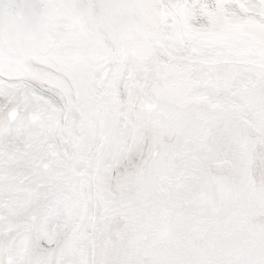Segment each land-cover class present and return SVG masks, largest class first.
Masks as SVG:
<instances>
[{
    "label": "snow or ice",
    "instance_id": "6c2138e0",
    "mask_svg": "<svg viewBox=\"0 0 264 264\" xmlns=\"http://www.w3.org/2000/svg\"><path fill=\"white\" fill-rule=\"evenodd\" d=\"M65 8L144 34L0 66V264H264V0Z\"/></svg>",
    "mask_w": 264,
    "mask_h": 264
},
{
    "label": "rangeland",
    "instance_id": "374dc122",
    "mask_svg": "<svg viewBox=\"0 0 264 264\" xmlns=\"http://www.w3.org/2000/svg\"><path fill=\"white\" fill-rule=\"evenodd\" d=\"M98 2L132 4L138 0H0V66L41 58L64 74L67 65L85 58L76 46V25L96 33L108 50L144 34L143 12L132 10L110 20L91 21L70 15L65 8L70 3Z\"/></svg>",
    "mask_w": 264,
    "mask_h": 264
},
{
    "label": "bare ground",
    "instance_id": "6f19581e",
    "mask_svg": "<svg viewBox=\"0 0 264 264\" xmlns=\"http://www.w3.org/2000/svg\"><path fill=\"white\" fill-rule=\"evenodd\" d=\"M16 3H17V2H16ZM25 16H26V15H25ZM30 16H31V15H30ZM31 17H32V16H31ZM29 20H30V19H29ZM3 26H4V25H3ZM3 26H2V27H3ZM25 26H26V25H25ZM34 27H35V26H34ZM31 29H32V28H31ZM19 39H20V38H19ZM58 50H59V49H58ZM66 50H67V49H66ZM30 55H31V54H30ZM36 56H37V55H36Z\"/></svg>",
    "mask_w": 264,
    "mask_h": 264
}]
</instances>
